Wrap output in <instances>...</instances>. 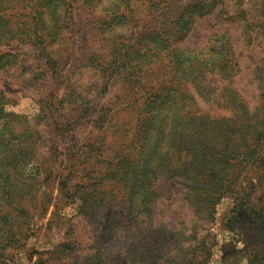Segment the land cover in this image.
Instances as JSON below:
<instances>
[{
	"label": "rangeland",
	"instance_id": "obj_1",
	"mask_svg": "<svg viewBox=\"0 0 264 264\" xmlns=\"http://www.w3.org/2000/svg\"><path fill=\"white\" fill-rule=\"evenodd\" d=\"M244 1L225 2L234 21L199 18L181 42L207 52L227 30L239 66L228 76L214 61L194 70L185 61L194 75L188 96L164 128L168 145L179 146L158 161L172 176L167 189L155 185L157 197L143 195L144 213L129 203L144 90L129 88V58L113 60L108 37L121 19L82 1H72L71 22L53 8L46 19L28 17L24 0H0V264H181V255L207 254L206 264H264L251 255L256 238L226 227L237 197L264 205V36L254 39L235 16H260ZM38 30L46 44L35 41ZM42 45L57 71L35 66ZM218 143L222 158L213 161L204 148ZM185 174L205 179L207 190L187 195ZM145 224L155 235L135 227Z\"/></svg>",
	"mask_w": 264,
	"mask_h": 264
},
{
	"label": "trees",
	"instance_id": "obj_2",
	"mask_svg": "<svg viewBox=\"0 0 264 264\" xmlns=\"http://www.w3.org/2000/svg\"><path fill=\"white\" fill-rule=\"evenodd\" d=\"M72 1H82L89 6L97 5L100 8V17H108L109 14L115 13L114 15H117L124 25L123 28L115 27L112 33H108V37L112 50L116 53L112 56L113 60L121 59L122 56L125 59L129 58V88L134 91L144 90L143 98L147 114L145 124L135 138V142H138L140 147L139 158L136 162L129 161V203L135 212L139 210L146 213L149 207L148 201L143 199V195L147 194L146 197L151 199L157 197L156 192L159 188L154 189L155 185L161 184L167 189L166 182L172 176V171L164 168L163 172L162 168L159 169L160 163L158 164V161L159 158L166 157L169 150L179 146L176 143H171L173 146L168 145L170 137L165 136L164 128L166 122L171 123L173 121L172 117L179 106L183 105L181 98L185 99L188 96L185 86L194 75L192 71L185 70V61L189 63L188 65L192 70H194L193 63L194 65L202 63L205 67L206 61H214L218 63L219 67L227 68L222 72L228 76L235 75L239 66L232 39L227 30L215 35L207 52H197L184 48L181 46V42L199 18L214 13L218 21L224 22V20H233L236 17H230V12L227 10L228 5L225 3L227 0H24L29 7L28 17H37L43 14L46 19L53 8L59 18L64 10L63 17L66 18V22L73 20ZM244 2L246 1L241 0L240 6L245 7ZM250 2L259 5L260 16L247 18L248 12L245 9H240L235 16L244 23L242 26L247 32L250 30L255 32L254 39H257L258 35L264 36V0H247V4L251 7ZM141 21L146 22V25L143 30L137 31L135 28H139ZM42 32L35 33V41L38 39L42 42L41 44H46L48 35H46L47 32L44 34ZM43 35L46 37L42 38ZM22 40L28 42L26 39ZM4 42L6 41L0 34V43ZM39 51L40 54L35 66L40 68L39 66L42 65L47 68V70H43L46 73L51 68L57 71L58 67L55 62L52 63L53 60L47 51V46L42 45ZM2 63L4 62L1 60L0 64ZM224 90L231 92L229 85L224 87ZM68 98L63 102L67 101ZM159 131L161 133H158ZM213 139L218 140V137L214 136ZM217 145L222 146L221 143H218L205 145L204 148L206 156H210L213 161L222 158V147H217ZM261 167L264 178V159L261 160ZM162 173L164 175H161ZM156 179L160 181L158 182ZM199 181L200 183L196 182L193 175L185 174L183 176L182 182L188 191L187 195L196 196L207 190L205 187L207 181L202 178ZM223 188L226 192L227 186L224 185L222 190ZM223 195L224 193H220V195L218 193L215 196L222 197ZM249 195L251 197V194ZM235 202L226 227L231 233L242 236L240 232H244L247 236L251 235L256 238L257 241L251 243L253 250L251 255L258 261H264V205L262 207H257V205L250 207L248 205L250 202L243 198L238 199V197ZM194 215L198 220L197 214L194 213ZM150 217L151 215L147 216V218ZM247 221L249 223L245 224ZM135 227L141 230L145 236L155 235L150 224H145L142 228L139 225H135ZM150 247L152 245L148 246V248ZM155 252H157V248L153 247L150 254L153 255ZM181 258H183L181 264H206L209 254L204 259L184 255H181ZM251 260L253 259L251 258ZM255 262L253 260L249 264ZM163 264L172 263L164 262Z\"/></svg>",
	"mask_w": 264,
	"mask_h": 264
}]
</instances>
